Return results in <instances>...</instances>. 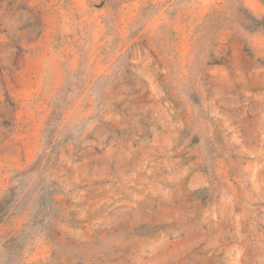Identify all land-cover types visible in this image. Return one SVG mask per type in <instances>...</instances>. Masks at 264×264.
Instances as JSON below:
<instances>
[{
  "label": "rangeland",
  "instance_id": "1",
  "mask_svg": "<svg viewBox=\"0 0 264 264\" xmlns=\"http://www.w3.org/2000/svg\"><path fill=\"white\" fill-rule=\"evenodd\" d=\"M249 14L264 0H0V264H264Z\"/></svg>",
  "mask_w": 264,
  "mask_h": 264
},
{
  "label": "trees",
  "instance_id": "2",
  "mask_svg": "<svg viewBox=\"0 0 264 264\" xmlns=\"http://www.w3.org/2000/svg\"><path fill=\"white\" fill-rule=\"evenodd\" d=\"M243 11L248 12L246 9ZM248 20H249V27L251 29H261L264 28V18L263 19H258L252 14L248 15ZM8 206V201L7 199H1L0 200V222L3 220L5 214H6V208Z\"/></svg>",
  "mask_w": 264,
  "mask_h": 264
}]
</instances>
